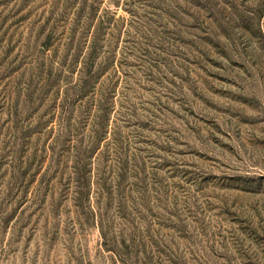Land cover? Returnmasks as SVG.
Returning <instances> with one entry per match:
<instances>
[{"label": "rangeland", "instance_id": "374dc122", "mask_svg": "<svg viewBox=\"0 0 264 264\" xmlns=\"http://www.w3.org/2000/svg\"><path fill=\"white\" fill-rule=\"evenodd\" d=\"M0 264H264V0H0Z\"/></svg>", "mask_w": 264, "mask_h": 264}]
</instances>
